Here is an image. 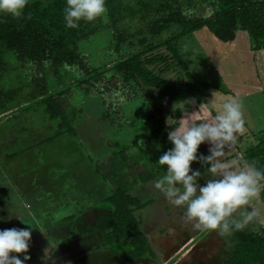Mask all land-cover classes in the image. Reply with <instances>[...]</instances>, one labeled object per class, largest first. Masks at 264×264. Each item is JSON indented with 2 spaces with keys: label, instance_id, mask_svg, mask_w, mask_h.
<instances>
[{
  "label": "rangeland",
  "instance_id": "1",
  "mask_svg": "<svg viewBox=\"0 0 264 264\" xmlns=\"http://www.w3.org/2000/svg\"><path fill=\"white\" fill-rule=\"evenodd\" d=\"M130 2L136 3L135 0ZM207 6L208 1H197V7L189 9L196 13ZM183 7L186 9L185 4ZM160 11L165 12L163 9ZM137 12L122 19L119 28H128L134 32L140 27L143 22L142 13ZM178 30L176 27L172 29L173 32ZM241 35L244 37L236 43H224L203 29L182 40L186 46L184 50L191 52L185 56V60L190 62L195 77L217 86L215 91L210 92L207 101L214 99V106H219L233 96L242 100L245 129L239 135L236 145L230 150L226 148L228 152L225 157L238 168L241 164L234 156H242V151H239L240 155L237 153L239 147L242 149L251 141H257L264 131V50L252 51L248 34L242 32ZM168 36L170 32L164 33L163 38ZM127 44L124 43L122 52L129 51ZM105 45L103 39H97L86 47L96 51ZM102 53H98V57L103 56ZM14 63L17 62L10 55L0 61V91L10 85L21 88L25 86L20 83L24 79V71L16 69L13 73L11 66ZM5 67L9 69L8 72H4ZM70 73L64 77L66 73L61 71L60 80L63 79V82L57 80L56 84L60 83L57 88L74 80L72 76L69 77ZM48 74L52 75V72L48 71ZM104 81H101L102 84ZM113 84L111 87H116ZM81 89L78 86V90ZM24 90L31 91V88ZM96 92L91 89V94ZM119 95L112 99L104 96L109 106L112 104L111 110L115 117L123 116L125 110L120 107L123 105L141 114L151 109V105L148 107L147 102L142 101L144 99L126 104L125 97L117 99ZM66 96L69 97V106H64L67 107L65 116L76 129V134L58 135L59 122L51 120L43 105L33 103L31 110L23 111L19 108L25 106L26 102L18 98L13 110L3 111L2 108L10 103L0 100V158H7L10 152L26 148L33 142L44 143L33 154H28L27 158L15 159L16 155L10 154V159L0 164V217L4 218L0 219V230L31 228L32 238L27 253L31 259L26 264H45L41 257L45 255L44 250L49 244L53 252L47 264H104L126 253L129 250L126 241L104 247L102 236L98 233L78 240L72 236L77 233L76 220L80 222L81 232L85 225L94 224L100 213L110 212L111 205L104 199L110 188L115 186L129 189L142 202L148 203L136 215L142 221V230L153 243L158 260L144 258L133 264L221 263L232 249L228 240L232 235L221 237L215 230L193 228L184 218V209L170 204L154 187V180L162 173L157 163L160 156L147 158L140 150V144L131 143L132 147L127 151L122 149L128 146L130 140L133 142L135 136L149 134L155 129L154 124L142 129L146 123L139 121L132 128H111L101 121L104 106L100 97L94 98L78 91H70ZM14 114L16 118H13ZM24 126L28 131L22 133L26 131L21 129ZM19 129L22 132L17 137ZM7 144L10 152L6 151ZM209 147L208 143L201 144L198 155H208ZM121 149L122 157L118 153ZM12 161L14 164L8 163ZM17 167H22L23 174L13 177V171L20 172ZM204 167L199 162L192 164L193 169L202 173ZM151 172L159 175L150 177ZM208 175L201 177V185L211 178ZM260 194L261 191L246 207L256 208L264 218V200ZM248 227L264 234V223H253L245 229ZM67 238L70 240L65 243ZM185 242L188 244L180 248ZM96 247L102 249L96 251ZM12 255L23 259V254Z\"/></svg>",
  "mask_w": 264,
  "mask_h": 264
},
{
  "label": "trees",
  "instance_id": "2",
  "mask_svg": "<svg viewBox=\"0 0 264 264\" xmlns=\"http://www.w3.org/2000/svg\"><path fill=\"white\" fill-rule=\"evenodd\" d=\"M135 1L106 0L108 23L101 19L94 22L82 20L75 28L65 26L66 0H29L20 17L0 14V61L10 55L17 62L11 66L13 73L20 69L25 74L20 81L21 85H25L23 88L10 85L0 91V100L10 103L2 108L3 111L13 110L14 102L21 98L20 101L26 102L25 106L19 108L23 111L31 110L33 103L43 105L51 120L59 122L58 135L76 134V129L65 116L69 106L66 95L70 91L84 92L102 99L104 110L101 121L111 128H132L139 121L146 123L142 129L154 124L155 129L149 134L135 136L133 142L130 140L128 146L122 149L127 151L131 143L140 144L139 148L147 158L161 156L173 147L168 139L167 121L170 117L172 127L180 115L173 111V105L177 102L182 104L184 99H194L195 103L187 107L195 111L200 103L207 101L210 92L217 89V86L195 77L190 62L185 60V56L191 52L184 50L186 46L182 40L205 29L219 41L233 44L243 38L241 33L245 32L252 51L264 50V0ZM197 1H208L209 6L192 12L190 17L182 14L185 10L183 4L189 9L197 7ZM137 11L142 13L140 27L134 32L119 28L122 19L134 12L137 14ZM175 27L179 29L177 32L172 31ZM101 28L106 30L102 31ZM166 32H170V36L163 38ZM97 39H103L106 45L98 47L96 51L89 50L86 46ZM124 43H128L127 52H122ZM101 52L103 56L98 57ZM8 71L5 67L4 72ZM61 71L66 73L64 77L71 72L69 77L72 76L74 80L57 88L63 82V79L60 80ZM57 80L60 83L56 84ZM111 83L116 87H111ZM78 86L82 89L78 90ZM26 88H31V91H25ZM91 89L97 92L91 94ZM119 93L118 100L125 97L126 104H130L144 99L142 101L147 102L148 107L151 105V109L147 108L148 112L141 114L123 105L120 106L125 110L123 116L115 117L112 104L109 106L104 96L112 99ZM13 118H16L15 114ZM21 129L26 131L22 132ZM21 129L17 130V137L21 136V132L28 131L26 126ZM40 144L33 142L29 147L35 152ZM122 149L118 151L121 157ZM239 149L243 153L242 157L237 156L239 164L242 165L245 160L255 162L257 168L264 171V131L257 141H251L245 148ZM20 151V154L26 152L23 149ZM11 155L15 156V153ZM9 156L6 159H10ZM13 172V177L23 174L18 170ZM156 175L159 174L149 173L150 177ZM7 181H10L9 178ZM109 191L104 200L111 205L110 212L100 213L93 225L72 235L73 239L98 233L102 236L104 247L126 241L129 250L104 264H133L144 258L157 259L153 243L142 230V221L136 215L148 203L142 202L125 187L115 186ZM260 196L264 200V187ZM69 240L64 241L68 243ZM228 240L232 249L217 264H264V234L248 227L234 232ZM101 249L95 248L96 251Z\"/></svg>",
  "mask_w": 264,
  "mask_h": 264
},
{
  "label": "clouds",
  "instance_id": "3",
  "mask_svg": "<svg viewBox=\"0 0 264 264\" xmlns=\"http://www.w3.org/2000/svg\"><path fill=\"white\" fill-rule=\"evenodd\" d=\"M28 2L0 0V14L20 17ZM182 14L190 17L192 10L185 9ZM97 19L109 22L106 0H66V27L75 28L82 20L94 22ZM183 101L173 105V111L180 114L179 120L174 121L172 127L170 117L167 121L168 139L173 147L157 162L162 166V174L154 180V187L170 204L184 209L185 220L195 229L215 230L221 237H228L250 224L264 223L256 208L246 207L264 187V171L257 168L255 162L245 160L238 168L225 159L226 148L230 150L236 145L245 129L242 100L233 96L214 106L212 99L200 103L197 111L187 107L195 103L194 99ZM204 143L210 145L209 154L198 155ZM193 162L205 166L204 172L193 169ZM205 174H210L211 178L201 185L199 181ZM31 238V228L0 230V264H26L31 259L27 254ZM52 252L49 244L41 257L45 264ZM13 253L23 254V259Z\"/></svg>",
  "mask_w": 264,
  "mask_h": 264
},
{
  "label": "crops",
  "instance_id": "4",
  "mask_svg": "<svg viewBox=\"0 0 264 264\" xmlns=\"http://www.w3.org/2000/svg\"><path fill=\"white\" fill-rule=\"evenodd\" d=\"M13 139V138H12ZM13 141V140H12ZM31 143V142H30ZM17 148V147H16ZM236 148V147H235ZM18 149V148H17ZM23 150L24 151H26V152H24L23 154H20L19 152H21L20 150H15V152H10L9 151V145L7 144V149H6V151H9L10 153L9 154H12V153H15V155H16V157H15V159H24V158H27L28 157V154H30V153H32L33 152V150H31V147H26V148H23ZM27 150H31V151H27ZM237 153L239 154V151H237ZM18 154V155H17ZM240 155V154H239ZM238 156V155H237ZM236 155L234 156V158L235 157H237ZM239 157V156H238ZM240 157H242V156H240ZM233 158V159H234ZM6 158H1L0 159V164L2 163V161L4 162L5 161V163H6ZM8 163H13L14 164V162L12 161V162H8ZM13 167V166H12ZM19 169H20V172L22 173V167H18ZM207 176H209L208 174H207ZM260 196V195H259ZM261 197V196H260ZM28 207H30L29 205H28ZM78 221L76 220V226L78 227V229L77 230H75V231H77V232H79V227H80V222L79 223H77ZM88 222V221H87ZM93 223V222H92ZM89 225H93V224H88V225H85V228H83L82 230H81V232H83ZM96 234V233H95ZM93 234H91V235H87V236H92ZM86 237V236H85ZM76 240V239H75ZM78 240V239H77ZM186 244H188L187 242H185L183 245H181L180 246V248H182L183 246H186Z\"/></svg>",
  "mask_w": 264,
  "mask_h": 264
}]
</instances>
